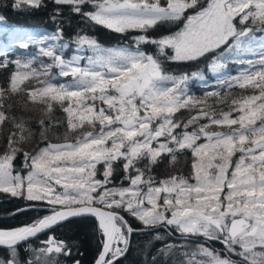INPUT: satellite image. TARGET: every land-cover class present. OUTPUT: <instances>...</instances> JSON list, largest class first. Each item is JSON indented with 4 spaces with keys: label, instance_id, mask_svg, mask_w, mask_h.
<instances>
[{
    "label": "snow or ice",
    "instance_id": "snow-or-ice-1",
    "mask_svg": "<svg viewBox=\"0 0 264 264\" xmlns=\"http://www.w3.org/2000/svg\"><path fill=\"white\" fill-rule=\"evenodd\" d=\"M52 3L54 30L40 36L37 43L43 46L37 55L22 61L0 52V69H14L0 85V138L5 141L0 192L28 202L11 215L47 213L21 226L0 228V246L8 250L0 264H60L58 257L72 256L73 248L54 235L41 241L42 247L29 245L31 257L23 261L19 245L89 216L102 237L95 264H119L134 232L160 229L186 241L158 250L161 258L169 257L168 264L177 253L175 264H264V0ZM43 6V0H11L0 9ZM73 17L116 33L142 34L132 38L134 47H105L82 29L65 38ZM169 23L177 30L148 35ZM0 24H6L2 12ZM3 31L15 33L7 27ZM73 45L75 52L66 59ZM142 45H154L156 53ZM89 50L92 55L82 54ZM200 59L209 61L214 83L202 72L168 74L162 62ZM193 80L201 82L203 97L189 90ZM237 89L240 96L229 95ZM16 96L27 98L25 109L40 106L45 117L59 107L74 138L49 141L51 121L41 118L36 123L42 146L24 151L33 132L29 120L12 114ZM183 112L190 114L187 119H180ZM185 153L191 155L189 175L161 179L153 174L165 157L175 163ZM18 155L24 157L21 169L14 166ZM126 216L142 227L134 229ZM208 241L219 243L222 252L206 246ZM150 259L161 264L156 256Z\"/></svg>",
    "mask_w": 264,
    "mask_h": 264
},
{
    "label": "trees",
    "instance_id": "trees-1",
    "mask_svg": "<svg viewBox=\"0 0 264 264\" xmlns=\"http://www.w3.org/2000/svg\"><path fill=\"white\" fill-rule=\"evenodd\" d=\"M11 0H0V5H7ZM202 3H207V0H201ZM44 6L39 9L23 8L20 10L14 9H0L3 15L6 17V24H0V52H7L8 58L15 60L20 58L22 61L30 58L32 55L38 54V49L43 45L37 43L41 35L47 34L54 30V25L50 20V15L55 7L52 0H43ZM191 11L187 14L191 15ZM182 26V25H180ZM7 27L8 33L13 35H6L3 29ZM78 29H82L87 34L94 36L100 44L105 47H122L132 45V38L142 33L139 30H129V32L121 34L116 33L113 30L107 29L104 26H99L89 23H79L78 17L72 18V26H65V38L73 36ZM177 25L166 24L159 25L155 29H150L148 35L152 37H159L167 34L170 31H176ZM259 36L260 33H257ZM31 36L33 39L28 41L27 37ZM22 42H28L30 44L28 49L19 47ZM48 43H51L49 41ZM134 47V45H132ZM143 50L149 53H156L154 45H142ZM168 55H171V50H167ZM75 52V46L73 45V51L67 52L65 58L68 59ZM83 55H92V52L86 51ZM47 60V58H41ZM163 66L165 71L171 75L191 74L192 72H202L210 83H214L216 74L211 72L208 67L209 61L200 59L199 61L181 62L164 60ZM86 64V61H82ZM38 66V64L36 65ZM233 64H229V69H234ZM14 69L10 66L8 69H0V85H3L10 75V72ZM55 71H58L55 70ZM233 74H235L233 72ZM60 82H64V78H59ZM200 81L193 80L189 82V90L197 97H203L204 90L200 87ZM242 93L237 89L229 93L232 96H240ZM246 94V93H245ZM25 96H16L13 98V111L12 114L16 116H23L29 120V127L33 132L32 138L23 145L24 151L32 152L38 145L42 146L39 137V127L36 123L41 118H46L51 121L47 128V139L53 143L63 142L67 136L69 139L74 138L76 134L70 133L65 123V114L59 107H55L53 112L45 117L43 109L40 106L28 105L27 109L24 108L26 102ZM213 101L210 99L209 103ZM30 109V110H28ZM226 110V109H225ZM180 119H187L190 115L188 112L178 114ZM5 141L0 138V152L4 150ZM24 157L18 155L14 161V166L17 169L23 167ZM143 166V165H141ZM117 173L116 180L119 181L121 173L119 171V165H116ZM191 173V155L185 153L178 155L175 163H170L167 157L164 158L163 163L157 165L153 169V174L158 178H165L169 175H184L187 176ZM28 202L22 198L13 197L9 193L0 192V228H12L21 226L23 224L31 222L38 216L47 214L45 211L29 210L21 212L16 215H11L17 208H23ZM129 223L134 229H140L142 225L139 221L130 216H126ZM170 233V234H169ZM164 237L163 240H157L156 235ZM49 235H54L57 239L64 240L69 243L73 248V254L70 257L63 255L59 256L60 264H74L75 260H79L80 264H93L101 248V239L97 230V221L94 217L75 218L66 223H63L50 232H46L36 238L29 240L27 243L19 245L18 253L19 259L23 261L25 258L31 257V251L29 245L32 248H39L43 245L41 241L47 239ZM166 243H175L177 245L186 243L179 236L178 233H172L171 230H147L136 231L131 236V247L127 254L119 260V264H152L150 257L156 256L161 264H168L169 257L165 256L161 258L158 250L163 248ZM214 248L218 252H222V246L219 243L208 241L207 245ZM187 251V249H184ZM7 248L0 247V257L7 255ZM179 258V253L171 257L172 264H175ZM233 259H238L233 257Z\"/></svg>",
    "mask_w": 264,
    "mask_h": 264
},
{
    "label": "water",
    "instance_id": "water-1",
    "mask_svg": "<svg viewBox=\"0 0 264 264\" xmlns=\"http://www.w3.org/2000/svg\"><path fill=\"white\" fill-rule=\"evenodd\" d=\"M55 227H57V226H55ZM55 227H54V228H55ZM40 235H42V234H40ZM40 235H38V236H40ZM34 238H35V237H34ZM31 239H33V238H31ZM31 239H30V240H31ZM21 244H22V243H21ZM0 247H5V246H0ZM100 251H101V249H100ZM100 251H99V252H100ZM97 257H98V255H97ZM96 259H97V258H96ZM93 264H95V261H94Z\"/></svg>",
    "mask_w": 264,
    "mask_h": 264
},
{
    "label": "rangeland",
    "instance_id": "rangeland-1",
    "mask_svg": "<svg viewBox=\"0 0 264 264\" xmlns=\"http://www.w3.org/2000/svg\"><path fill=\"white\" fill-rule=\"evenodd\" d=\"M191 15L193 14V13H190ZM182 27V26H181Z\"/></svg>",
    "mask_w": 264,
    "mask_h": 264
}]
</instances>
